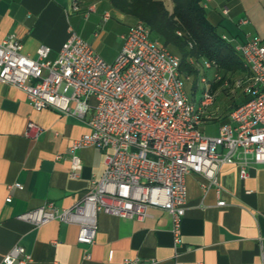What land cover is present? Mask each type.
Wrapping results in <instances>:
<instances>
[{"label": "built area", "instance_id": "built-area-1", "mask_svg": "<svg viewBox=\"0 0 264 264\" xmlns=\"http://www.w3.org/2000/svg\"><path fill=\"white\" fill-rule=\"evenodd\" d=\"M78 10L73 4L72 11ZM109 17L106 13L103 20ZM121 42L111 63L75 33L54 60L48 58L47 46H39L34 59L22 53L15 36L0 42V83L24 92L35 111L51 109L64 116L87 118L89 133L69 147L70 176H78L80 150L94 147L103 154L102 175L92 180L90 190L73 206L59 209L48 202L17 219L35 227L51 221L75 224L77 242L91 246L98 213L141 221L149 216L150 208H158L171 217L177 247L186 209L187 175L199 174L216 184L225 165L237 167L242 179L248 168L264 165V44L254 37L235 47L246 69L236 84L248 100L229 113L215 136H207L201 127L215 95L206 78L200 79L206 86L201 97L191 101L179 58L153 38L148 27L141 23L130 26ZM203 68L211 69L212 64L204 62ZM217 78L215 74L214 80ZM40 132L39 126L29 122L24 136L36 138ZM5 201L9 203L11 198ZM259 246L264 264L262 241ZM31 261L21 245L11 248L2 260L4 264ZM152 263L135 259L120 264Z\"/></svg>", "mask_w": 264, "mask_h": 264}, {"label": "crops", "instance_id": "crops-1", "mask_svg": "<svg viewBox=\"0 0 264 264\" xmlns=\"http://www.w3.org/2000/svg\"><path fill=\"white\" fill-rule=\"evenodd\" d=\"M73 1L0 0V42L13 35L21 42L22 53L34 59L37 48L44 45L50 49L48 58L54 60L75 33L103 60L100 45L114 41V53L106 59L113 62L121 37L136 21L114 10L109 0H79L76 12ZM200 5L216 31L229 43L232 38L238 41L237 46L255 37L239 33L259 32L264 18V0H200ZM90 7L94 11L89 12ZM106 13L110 17L105 21ZM86 121L51 109L35 111L24 92L0 83V264L15 245L31 255L27 264H120L135 259L152 264H262L264 165L248 168L244 179L237 167L225 165L216 184L199 174L187 175L177 247L171 217L158 208H150L141 221L98 213L91 246L77 242L75 224L51 221L35 227L18 220L19 214L48 202L59 209L73 206L90 190L92 180L102 175L101 150L87 147L78 152V176H70L69 147L89 133ZM29 122L41 129L36 138L24 136ZM208 122L216 124L205 119L202 125ZM8 197L11 201L6 203ZM219 201L225 204L218 206Z\"/></svg>", "mask_w": 264, "mask_h": 264}, {"label": "trees", "instance_id": "trees-1", "mask_svg": "<svg viewBox=\"0 0 264 264\" xmlns=\"http://www.w3.org/2000/svg\"><path fill=\"white\" fill-rule=\"evenodd\" d=\"M109 1L114 10L148 27L153 38L179 58V71L184 80L193 78L195 84L199 74L198 61L211 63L216 75L223 74L222 80L210 85L212 94L227 74L240 72L246 75L235 48L209 23L200 0ZM73 4L79 6V0H74ZM242 95L245 103L248 97L243 91ZM237 106L234 104L232 110Z\"/></svg>", "mask_w": 264, "mask_h": 264}, {"label": "rangeland", "instance_id": "rangeland-1", "mask_svg": "<svg viewBox=\"0 0 264 264\" xmlns=\"http://www.w3.org/2000/svg\"><path fill=\"white\" fill-rule=\"evenodd\" d=\"M167 8L170 9L171 5L169 2L166 3ZM260 23V30L259 32H240L239 35H244V33H248V35L255 36L259 38L263 44H264V18L262 21H259ZM222 33V32H218ZM152 35V34H151ZM153 37V35H152ZM239 37V36H238ZM238 41L235 39L230 40V44L233 47H236ZM116 48V44L114 41L102 43L100 45V49L103 53V58H110L113 55V51ZM104 59L105 62L107 60ZM108 63V62H107ZM204 62L197 63L198 68H201L198 74V77L196 78L195 84L194 79L191 78L189 80H184L185 82V89L187 92V95L191 99V101H198L201 97L202 93L205 90V85L200 82V79L202 77H205L208 81V84H212L214 82H218L222 80L223 74L218 73L217 74V80H214L215 73L214 70L211 69H204L203 68ZM244 77V74L240 72L236 73H229L225 76V79L223 80L222 84L214 91L215 95V101L212 104L211 108L206 114L205 119H209L211 121H216L215 123L204 124L201 127L202 132L207 136H215L217 134V128L218 124H221L223 122H226L228 119V115L231 112L233 105H241L243 104V100H245V97L242 95V89L237 86L238 80H241ZM195 85V86H194ZM210 113H213L212 115H209ZM204 119V121H205Z\"/></svg>", "mask_w": 264, "mask_h": 264}]
</instances>
